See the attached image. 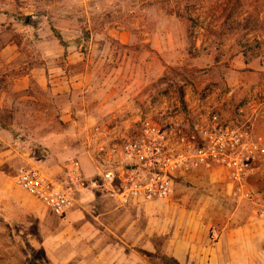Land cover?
Returning a JSON list of instances; mask_svg holds the SVG:
<instances>
[{
  "label": "rangeland",
  "instance_id": "obj_1",
  "mask_svg": "<svg viewBox=\"0 0 264 264\" xmlns=\"http://www.w3.org/2000/svg\"><path fill=\"white\" fill-rule=\"evenodd\" d=\"M121 33L131 36L136 49L132 56L120 51L116 36ZM152 36L159 43L169 42L176 52L167 75L159 69L158 58L152 71L141 69ZM225 48L264 57V0H0V264H51L49 239L65 229V217L51 213L15 183L18 171L36 167L62 182L68 161L75 157L88 171L87 138L92 127L137 113L117 115L118 108H112L103 119L90 118L89 104L97 105L90 101L104 90L110 94L120 81L134 83L150 76L155 83L179 78L189 82L207 76V69L193 75L181 71V56L193 58ZM123 61L126 67L119 71ZM255 89L264 93V72L249 92ZM248 185L257 199L237 204L223 171H196L175 180L169 199L130 206L133 214L124 215L123 221L137 222L139 233L153 224L159 250L149 257L152 264H180L160 252L162 230L171 233L209 225L211 238L229 219L248 220L245 212L251 209L260 218L264 163ZM91 191L95 199L83 208L118 207L112 200L96 198L99 190ZM19 199L38 208L41 220L29 216L25 223L11 221L5 208L17 207Z\"/></svg>",
  "mask_w": 264,
  "mask_h": 264
},
{
  "label": "crops",
  "instance_id": "obj_2",
  "mask_svg": "<svg viewBox=\"0 0 264 264\" xmlns=\"http://www.w3.org/2000/svg\"><path fill=\"white\" fill-rule=\"evenodd\" d=\"M116 37L120 42V51H128L131 56L136 52L130 34L121 33ZM155 39L157 40V37L152 36L151 42L146 45L145 63L141 69L152 71L153 62L158 58L159 69L167 75L171 59L177 58L176 52L171 50L169 42L159 43ZM189 57L184 53V56H181L182 61H178L181 71L186 70L188 74L193 75L207 69L210 74L199 78L192 77L189 82L179 78L155 83L147 73L149 77L145 76V80H136L134 83L117 82L114 85L116 88L110 94L108 90H104L96 99L90 101L97 102V105L89 104L87 115L90 118L99 116L103 119L112 108L114 110L118 108L117 115L137 112L175 84L186 89L189 103L193 107L200 105L199 99L205 88L216 87L221 95L212 100L211 104L220 107L225 119H231L236 108L245 100L251 101L253 108L263 103L261 102L264 101L263 92L257 94L258 90L255 89L250 93L249 90L262 78L264 57H252L239 49L226 48L221 52L206 50L197 57ZM124 65V61L119 63L118 70L122 71L126 67ZM214 71L218 73L217 77L211 74ZM228 88L235 90L231 91ZM87 92H90V86L87 87ZM253 108L247 111V121L255 137L264 139V116L257 114ZM84 173L90 180L98 175L92 163ZM92 189L97 188L91 186L85 193L79 195L76 206L65 217L63 232L51 235L50 263L152 264L149 257L159 250L154 241L157 234L153 224L147 225L145 233H139L141 229L137 222L123 221L124 215L133 214V209L129 208L136 204L121 207L114 198L101 191L96 192L101 193L96 198L102 201L112 200L118 207L112 205L104 208H83L81 205L86 201L95 199L93 197L95 192L91 191ZM15 203L17 207L5 208L11 216V221L25 223L29 216L40 219L41 211L38 208L27 205L21 199ZM245 213L250 216L248 220L235 222L229 219L223 222L220 239L217 242L208 235L209 225L199 230L177 229L171 233L169 229L162 230L163 242L160 252L180 264H264V215L260 218L255 217L252 209Z\"/></svg>",
  "mask_w": 264,
  "mask_h": 264
},
{
  "label": "built area",
  "instance_id": "obj_3",
  "mask_svg": "<svg viewBox=\"0 0 264 264\" xmlns=\"http://www.w3.org/2000/svg\"><path fill=\"white\" fill-rule=\"evenodd\" d=\"M221 92L205 88L193 107L183 86H173L141 107L136 114L95 124L87 138V154L98 171L88 179L81 161L71 158L64 181L57 182L36 167L22 168L15 183L64 218L79 195L91 186L114 198L121 207L169 199L175 180L196 171L225 173L230 197L254 203L248 182L264 163V139L256 138L247 121L252 102L245 100L231 119L211 102ZM260 104L254 106L261 113ZM261 215L264 209L258 210ZM219 241L220 233L212 232Z\"/></svg>",
  "mask_w": 264,
  "mask_h": 264
}]
</instances>
